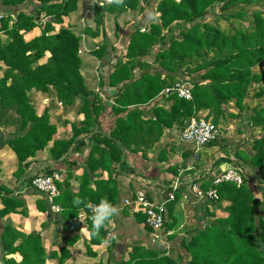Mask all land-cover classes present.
Instances as JSON below:
<instances>
[{
  "label": "trees",
  "instance_id": "trees-1",
  "mask_svg": "<svg viewBox=\"0 0 264 264\" xmlns=\"http://www.w3.org/2000/svg\"><path fill=\"white\" fill-rule=\"evenodd\" d=\"M0 1L4 6L13 7L27 0ZM29 1L38 4L35 15L20 12L15 18L6 15L0 21L2 30L9 37L6 44L0 42V61L4 62L9 72H14L9 87L5 88V80L0 81V108L12 107L21 121L19 132L6 141L17 157L16 178L23 174L26 160L44 149L55 133L46 112L40 117L36 116L31 105L35 94H29L32 90L34 93L48 94L64 107L71 108L78 104L77 114L83 115L82 121L72 124L70 139L53 142L49 153L54 163L61 162L73 145L84 146L83 142H79L80 137L86 136L92 141L86 160L87 169L81 170L79 176L78 191L72 192L67 178L63 185L57 183L60 192L50 205L59 208L60 218L72 228L78 214L87 205L106 199L115 206L117 187L114 176L133 173L125 164L126 151H150L159 141L164 128L175 126L182 130L191 118H200V112L206 111L203 118L218 126L226 104L234 100V106L240 113L238 117H243L245 112L246 125L250 130L259 129L260 137L251 141L252 154L241 157L242 163L247 165L242 184L239 187L231 183L217 186L218 199L209 202L212 205L216 202L228 203L224 209L225 217L215 219L204 229H200V225L185 229L184 233L189 235L181 240L185 255H176L178 261L167 256L165 251L135 246L127 259L119 264H264V103L249 107L253 100H264V18L261 12L253 11L247 18L251 27L229 32L220 30L216 25L219 20L231 23L244 19V12L227 13L232 8L264 5V0H159L156 5L157 21L150 23L146 32L141 33V28H137L129 33L123 56L125 61L112 66L107 81L98 77V92L88 88V79L80 73L84 63L79 55L81 37L75 35L70 26L53 33L54 25H60L63 18L75 12L81 0ZM139 1L122 0L121 3L105 7L93 3L90 11L93 13L95 30L84 28V34L97 38L104 33L105 13L119 17L124 12L136 10ZM216 6H219L220 14L213 15L214 24H204L203 19ZM222 12L226 13L221 15ZM41 14H44L46 22L40 36L25 38L24 35L30 34L41 24L36 21ZM173 25L177 28L176 37L170 36ZM21 31L23 34H19ZM108 50V41L104 38L88 55L98 62L100 68ZM46 52L50 57L44 64H37ZM149 57H152L151 64L147 61ZM193 59L200 63L196 68L185 66L186 61ZM183 68V79L186 81L175 79L174 75L180 74ZM136 71H139V77ZM192 74L198 79L192 80L189 77ZM179 82L192 85L191 101L166 93ZM106 86L112 91L110 95H103L111 99L110 111L115 117L108 133L101 130L98 122L106 105L99 93ZM159 98L164 99L167 108L158 105ZM166 155L162 151L158 160L164 161ZM236 166L232 168L238 169ZM98 170L107 172L108 179L101 180L96 174ZM54 171L49 169L44 176H51ZM168 172L177 175L173 167ZM251 173L256 175L255 178ZM199 181L203 191L213 187L211 183ZM199 181L195 183L199 184ZM14 191L15 188L0 184L1 218L11 213L26 214L24 202L14 196ZM169 192L171 188L164 191L166 197ZM74 198H80L84 203L74 205ZM39 209L45 211L44 207ZM134 217L143 224L142 214L136 213ZM108 223L101 229L98 238L90 236L91 222L86 223L89 240L85 242V247L88 254L92 253L91 247L105 244L103 241L110 243ZM173 226V223L167 224L165 219L166 232ZM144 228L149 233L154 232L146 226ZM78 239L79 228L64 239L59 255L54 251L46 253L39 233L24 235L6 225L0 235V249L4 252L0 256V264H45L52 258H58L62 263L68 257L67 246ZM111 242L110 249L114 245ZM15 254L21 257L20 261L9 258Z\"/></svg>",
  "mask_w": 264,
  "mask_h": 264
},
{
  "label": "crops",
  "instance_id": "crops-1",
  "mask_svg": "<svg viewBox=\"0 0 264 264\" xmlns=\"http://www.w3.org/2000/svg\"><path fill=\"white\" fill-rule=\"evenodd\" d=\"M158 2L159 0H140L136 10L124 12L119 17L105 13L104 33L94 39L84 34V28L95 30L93 13L90 11V6L94 3V0H81L77 4L75 12L71 13L68 18H63L60 25H54L53 33L55 34L60 28L70 26L72 32L81 37L79 55L84 60V63L80 67V73L88 79L86 84L90 90L98 92V77L100 76L103 81H107V76L112 66L117 62L125 61L123 56L129 40V33L134 31L135 28L146 29L150 23L157 21L156 5ZM143 7L144 9L140 12V8ZM37 8L38 4L29 0L13 7L4 6L0 1V15H7L11 18H15L20 12L35 15ZM43 20L44 14H41L38 19L36 18V21H40L41 24H38L30 34L24 35V37L27 38L30 35L34 37L40 36L44 26ZM3 32L0 42L1 44H6L9 42V37L5 31ZM19 34H23V31ZM104 38L108 41L109 50L105 59H103V67L98 68V62L89 56L88 53L93 51ZM49 57L50 54L46 52L37 64H44ZM12 74L14 72H9L4 62L0 61V81L5 80V88L10 86ZM192 79L197 80L198 76ZM111 91L106 86L99 93L100 97L105 99L103 102L106 104L98 119L100 128L105 133L110 131L115 119L110 111L112 101L111 99H106L103 95H110ZM32 93L35 95L32 97L31 105L35 109L36 116L40 117L46 112L49 125L55 127V133L44 149L37 151L26 160L25 164L27 165L24 168V172L17 179L15 176V172L18 169L17 157L6 144V141L19 132L21 121L12 107L8 109L0 108V184L15 188L14 196L24 202L26 209L25 215L11 213L2 218L0 217V235L6 225H10L24 235L37 232L41 237L45 252L54 251L58 254L60 247L64 245V239L73 235L79 228V239L66 248L68 257L62 263H59L58 258H52L47 260L45 264H75L74 259L79 254L82 258H99L98 264H119L126 259L128 253L135 246H149L152 249L157 247L164 251L170 248L180 250L182 238L189 236L184 233L185 229H193L196 225H200V222L198 221L197 223L194 219L189 221L186 209L195 210V217L201 218L203 216L201 211L204 207L203 204L209 203H196L192 194L189 201L185 202L182 200L181 195L183 193L190 194V186L192 184L200 187L201 182L199 180L208 184L224 171L235 167L236 164H239L236 167L241 169L244 175L247 174V165L242 163L241 157L243 154L247 156L252 154L251 141L249 139L252 132L246 125L247 121L245 119L244 122L242 121L244 116L234 122L231 120L227 121V127L224 124V120H221V123L219 121V138L214 143L199 150H195L193 145L187 144L180 139V130L177 127L164 128L159 141L150 151L125 152V164L132 169L133 173L129 176L126 173L114 176L117 187V201L115 204L117 213L111 218L107 226L109 231L108 238L114 242V245L110 249L109 244L112 243L110 240V243L91 247L92 253L88 254L85 247V242L89 240L86 227L77 222L78 225L72 228L60 218L59 213L51 209L43 194L27 186L30 179L44 176L50 169L60 174V185H63L64 180L68 178L67 181L72 192L78 191L81 170L87 169L86 160L92 144L91 139L86 136L80 137L79 142H83L84 146L73 145L74 149L70 147L71 151L59 163H54L51 160L49 150L52 148L54 141L70 139L72 124L75 121H82L83 115L77 114L78 104L71 108L64 107L48 94L34 93L33 90L29 92V94ZM157 101L159 106L165 104L162 98L157 99ZM164 108H167V106L164 105ZM233 113L237 114L235 111ZM206 114V111L200 112L198 117H203ZM239 122L244 124V128H239ZM233 129L236 130V136H230ZM237 136L242 139H238ZM162 151L167 154L164 161L158 160V156ZM171 167L176 169L177 175L168 172ZM96 174L104 181L109 176L107 172L101 170L96 171ZM114 174L115 171H113ZM251 174L252 178H255L256 175L254 173ZM175 180L179 181L178 192L175 195V200L168 203L165 216L167 224H174L173 228L169 230L171 234L167 235L165 229L149 233L142 223L136 221L134 217L136 213H132L129 208L124 206L123 201L133 198L136 190L141 189L150 200L160 203L167 198L164 191L171 188ZM195 181H199V184L195 183ZM39 207H44L45 211H41ZM2 208L3 205L0 200V210ZM180 254L185 255L183 250L182 252L180 251ZM3 255L4 252L0 249V256ZM9 258H13L17 262L21 260L18 254L11 255ZM183 258L185 257L183 256Z\"/></svg>",
  "mask_w": 264,
  "mask_h": 264
},
{
  "label": "built area",
  "instance_id": "built-area-1",
  "mask_svg": "<svg viewBox=\"0 0 264 264\" xmlns=\"http://www.w3.org/2000/svg\"><path fill=\"white\" fill-rule=\"evenodd\" d=\"M122 2V0H121ZM119 2V3H121ZM94 4L105 7L112 4H117L116 0H94ZM3 15H0V21ZM140 32H145L144 28L140 29ZM3 30L0 23V37L3 35ZM192 85L186 82H179L175 84L172 89L166 90V93H173L178 99L184 101H191ZM180 139L194 146L195 150L204 148L205 146L216 141L220 136V130L217 126H214L210 121H206L203 117L191 118L185 127L179 131ZM61 182L60 174L54 172L51 176H38L32 178L30 185L28 186L32 190L43 194L46 197L49 205L55 197L59 195V189L57 183ZM243 182V172L240 169L230 168L225 172L221 173L215 177L210 183L213 187H210L207 191L201 190V188L192 184L190 186V194L183 193L181 195L182 200L187 202L191 194L194 196L197 202H213L218 199V193L216 187L223 183H231L236 187H239ZM178 180L171 186V192L164 201L156 203L150 200L145 192L141 189L136 190L133 198L126 199L123 201V205L129 208L132 213H140L144 216L143 225L151 229L154 232H159L164 230L165 216L167 212L168 203L175 200V194L178 192ZM96 205V204H91ZM51 209L57 213L60 212L58 207L50 206ZM90 210L87 207L85 210L80 211L76 222H80L82 225L86 226L87 222H91L89 219ZM170 235L171 232H166Z\"/></svg>",
  "mask_w": 264,
  "mask_h": 264
},
{
  "label": "rangeland",
  "instance_id": "rangeland-1",
  "mask_svg": "<svg viewBox=\"0 0 264 264\" xmlns=\"http://www.w3.org/2000/svg\"><path fill=\"white\" fill-rule=\"evenodd\" d=\"M218 9H219V6L218 7L217 6L214 7L212 9L213 11L211 12V14L207 18L203 19V21H204L203 23L204 24H207L208 26L213 25L214 24L213 15H215V14L219 15L220 14V13H218L219 12ZM253 11H259V12H261L262 13V17L264 18V5H256V6H252V7L240 6V7L232 8L230 11H227V13L237 14V13L244 12L246 14V16L244 17V19L234 20L231 23L230 22H226L225 20H219L216 23V25L218 26V28L220 30L225 31V32L233 31V30H236L238 28L246 29V28L252 26L251 23L248 21L247 18H250V16H251V14H252ZM225 13L226 12H222L221 15H223ZM44 20L42 22H46V20L45 21ZM192 25H195V24H192ZM148 26H147V28H148ZM147 28L145 29V32H146V30H148ZM135 29H137V28H135ZM171 30H172V32H171V35L170 36L176 37L178 32H177V28L175 27V25L171 26ZM168 44L169 43L167 42L166 43V47L168 46ZM210 56L211 55L208 54V58H210ZM147 61L149 62V64H151L152 63V57H149L147 59ZM199 64L200 63H199V61L197 59H193L192 61H186L185 62V66H189L192 69L196 68ZM151 67H152V65H151ZM183 71H184V68L180 71L181 72L180 74L174 75V78L177 79V80H180V81L181 80H185V79H183V77H184ZM135 74H136V76H139L140 75L139 71H136ZM189 77L192 79V78L197 77V76H194L192 74ZM192 80H194V79H192ZM263 103H264V100L263 99H261V100H259V99L253 100L249 104V107L250 108H253L255 106L257 107V106L262 105ZM226 106L227 107H225V113L219 118V121L221 123V120H224V124L227 127L228 126V122L227 121L231 120L232 122H234V121H236V119L242 118V117H238V114H240V113H239L238 109L234 106V100L231 101V102H229L228 104H226ZM234 111L237 114L233 113ZM243 113H244V116H245V112H243ZM235 116H237V117H235ZM242 121L244 122V118H242ZM239 128H244V124H242L241 122H239ZM251 132H252V137L249 138L250 141H252L253 138H259L260 137V130L259 129H252ZM230 136H236V130L235 129L231 130V135ZM237 138L238 139L239 138L242 139L240 136H237ZM250 146H251V144H250ZM232 153H234V152H232ZM203 205H204V207L201 210L203 216L201 218H199V217L196 218L195 217V215H196V211L195 210H192V209H189L188 210V209H186L187 214H188L189 221L192 220V219H194V221H196L197 223L199 221L200 222V229H204V227L206 225H208L210 222H213L217 218L225 217V215H226L225 212H224V209L227 208V206H228V203H226V202H216L214 205H212L210 203H205ZM200 215H201V213H200ZM146 247L152 249L149 246H146ZM179 249L180 250H178V249H171L170 248L168 250H165V252H166V255L167 256L174 257L178 261L179 259L177 258V256L180 255V251L182 252L181 246L179 247ZM153 250L164 251V250H162L160 248H157V247H156V249L154 248ZM126 259H127V257H126Z\"/></svg>",
  "mask_w": 264,
  "mask_h": 264
},
{
  "label": "clouds",
  "instance_id": "clouds-1",
  "mask_svg": "<svg viewBox=\"0 0 264 264\" xmlns=\"http://www.w3.org/2000/svg\"><path fill=\"white\" fill-rule=\"evenodd\" d=\"M117 3L121 2V0H116ZM84 203L80 198H74L73 204L74 205H80ZM87 207L90 210V216L89 219L91 220V226H90V236L92 238H98L99 233L102 228L106 226V223L111 220V218L116 215L117 208L110 203L106 199H101L100 202L96 205H87ZM107 243V241H103ZM74 250V249H73ZM72 250V252H73ZM97 259H92L90 257L82 258L79 255L76 256L74 259L75 264H98Z\"/></svg>",
  "mask_w": 264,
  "mask_h": 264
},
{
  "label": "water",
  "instance_id": "water-1",
  "mask_svg": "<svg viewBox=\"0 0 264 264\" xmlns=\"http://www.w3.org/2000/svg\"><path fill=\"white\" fill-rule=\"evenodd\" d=\"M78 225V223L77 222H75L74 224H73V228L75 227V226H77Z\"/></svg>",
  "mask_w": 264,
  "mask_h": 264
}]
</instances>
